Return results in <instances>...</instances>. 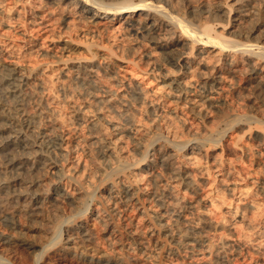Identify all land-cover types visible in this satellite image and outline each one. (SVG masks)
I'll return each instance as SVG.
<instances>
[{
    "label": "bare ground",
    "instance_id": "1",
    "mask_svg": "<svg viewBox=\"0 0 264 264\" xmlns=\"http://www.w3.org/2000/svg\"><path fill=\"white\" fill-rule=\"evenodd\" d=\"M5 2L0 0V208L7 206L10 227L15 233L27 235L31 229L24 224L27 221L34 226L31 231L42 232L38 220L48 215L49 229L57 231V236L65 233L59 238L54 254L91 255L101 264H149L148 258L154 252L156 255L167 250L193 251L196 244L207 246L198 254L204 263H209L208 255L215 249L210 243L211 234L221 230L231 234L221 242L231 256L245 258L251 252L264 250V224H251L243 209L227 206L223 213L226 215L216 218L211 215L209 205H214L213 200L206 194L208 191L202 192L209 179L206 175L209 160L202 162L199 157L207 141L201 131L192 129L191 139L184 141L179 137L181 134L173 131L176 129L170 134L167 127L171 142L158 144L151 152L150 146L143 142L149 130L162 132L163 120L180 110L201 118L207 125L214 120L208 108L216 110L225 121H236V116L222 106L225 101L221 90L237 76H242L244 89H263L264 30L257 25L255 30L239 33L237 27L228 26L230 20H238L246 12L244 2L237 5L222 0ZM59 4L66 6L65 14L76 9L96 33L107 34L106 44L80 41L66 34L58 41L57 49L50 47L53 42L45 41L51 26L50 9ZM223 18L227 22L223 23ZM67 20L68 17H63L64 22ZM117 28L130 31L144 42L141 58L151 64L148 69L138 66L137 41L123 47L122 54L115 51L118 42L109 33ZM257 30L258 38L252 39ZM237 37L242 40L239 42ZM52 66L58 69L54 79L48 74ZM151 76L160 83L155 90H149L140 78ZM75 92L82 96V101L70 99ZM140 108L152 117L151 124L135 119ZM132 134H136L134 149L146 155L143 162L135 159V152L127 147L130 143L125 145ZM238 142L232 145L238 154L235 153L239 157L247 155L246 144ZM82 152L88 160L82 157ZM253 154L260 156L256 163L264 168V138L263 150ZM204 155L209 157L207 153ZM211 163L216 175L226 171V162L216 159ZM64 178L74 186L73 190L66 188ZM99 183L102 186L95 191ZM231 183L229 191L234 193L237 186ZM260 188L264 193V176ZM94 197L97 201L91 206L87 199ZM62 199H67L75 210L85 206L82 215L87 216L78 221L67 220L63 229V221L58 223L56 212ZM246 205L245 202V208ZM90 220L102 226L111 246L98 247L94 255L88 252L89 245L97 242ZM238 223L253 230L255 238L244 235L241 228L238 230ZM218 240L219 237L214 242ZM0 241L14 247L19 242L28 253L44 247L41 241L42 245L36 240L16 241L1 235ZM2 260L0 256V264H4Z\"/></svg>",
    "mask_w": 264,
    "mask_h": 264
},
{
    "label": "rangeland",
    "instance_id": "2",
    "mask_svg": "<svg viewBox=\"0 0 264 264\" xmlns=\"http://www.w3.org/2000/svg\"><path fill=\"white\" fill-rule=\"evenodd\" d=\"M5 1H6L5 4H8V2L10 0H5ZM117 1H121V0H117ZM212 1H216V0H212ZM218 1H220V0H218ZM222 1H223L222 3L227 2V4L234 3L236 5L244 2L246 7H247L246 12H244L245 15L242 13L243 15H239L238 20H235V21L230 20V23H228V26H233L234 28L237 27L236 31L237 32L239 31V33H241V32L246 33L248 31L250 32L253 29L255 30L257 25L261 26V28H259V30H264V0H239V3L237 0H227V1L222 0ZM247 4H248V6H247ZM65 9H66V6H63L62 4H59L57 6L55 5L54 7H52L50 9V10H52V11H50L51 12L50 13V19H51L50 25L51 26L49 28L50 32L48 31V33H47L49 35L45 39L47 44L53 42L50 47L54 46L53 49L54 50L57 49L56 45H59L58 41L62 37H67L66 34L68 36L74 35L72 37H74L76 39H80V41H89V42L95 41L96 43L106 44L105 42H107V41H105V39L107 40V37H106L107 34L104 35L102 32L101 33L103 35L100 32L96 33L97 31L95 30V28L89 27L90 25L82 19L81 15H79L77 13L76 9L72 8L71 13L69 12L68 14H65ZM76 16H80V17H76ZM63 17H68L67 23L63 21ZM239 20L242 21L243 25L241 24V22ZM220 21H221V19H220ZM237 21H238V23H237ZM222 22L225 23L227 21L226 20L224 21V18H223ZM238 25H239L241 30H243L244 28H246V30L244 29L243 30L244 32L241 31L238 28ZM90 30L92 32H89ZM259 30L254 31V33L252 34L253 36L251 37L252 39L254 38V36H256V38H254V39L258 38ZM129 33H131V32L128 30H125V29L122 30L121 29V31H120V28L119 29L117 28L113 32H111L112 35L114 34L113 37H116L115 39L112 38L111 37L112 35L109 33L110 38L117 41L118 43L117 42L116 43L118 44V46L120 44L119 47L115 46V51L116 52L118 51L119 54H122V52L126 48V46H128L130 43H133L134 41L135 42L137 41L136 50L137 49L138 50L136 52L140 51L137 53V55L140 56V57L137 56L138 57L137 58L138 66H140L141 68H145L147 66V68H145V69H148L151 64L148 65L149 63H146V61L143 60L145 58H141V57H143L141 55V53L143 54V51L145 49V47L143 45L144 42L138 40L135 35H132V33L131 34H129ZM92 34H93V36H91ZM98 34H99V36H98ZM102 36H104V38H102ZM118 38H120V39H118ZM130 38L133 40L132 42H131ZM237 38L239 39V40L237 39L239 42L242 40L239 37H237ZM100 39H102V40H100ZM140 42H142V43H140ZM123 47H125V48H123ZM142 47H144V49ZM117 48H119V49L117 50ZM139 48H141L143 50H141ZM139 60H140V63H139ZM144 62L146 64H144ZM141 63H143V64H141ZM56 68L57 67L52 66L48 70L49 78L54 79L57 77L58 69H56ZM140 78H141V81L143 82V84L145 86H148L147 88L149 90L157 89L156 87L158 84L160 86L159 81L153 80L152 76L150 78L148 77L147 79H143V77H140ZM241 79H242V76H239V77L237 76L236 78H234V81L231 82L230 86L227 85V87L224 88V90H221L222 91L221 97L225 101L222 106L225 107L224 109L228 108L227 112L229 111L230 113H232L236 116V121H234V122L229 121L230 122L229 123L228 121L223 120L219 116V113L216 110H214L213 108H211V109L208 108V113L210 112L209 114L211 115V117H213L214 120H213V123L211 122L212 125H211V123L207 125L201 118L193 116L191 113H189L186 110H183V111L180 110L177 114H173V115L171 114L169 118H167L166 120H163L164 122H162V124H164V125H162V127H163L162 132L156 131L155 129L149 130L148 134L145 135V137H146L145 139H147V140H144V138H143V142L145 141L146 144L148 145V147L150 146V148H148V149L151 152L152 148L156 147L158 144H162V143L163 144L164 143L169 144V142H171V135L170 134L173 133L172 132L173 129H176V130H173L176 134L177 133L181 134L180 136H179V134H177V135L180 137L181 140H184V141L191 139L190 132L192 129H196V130L201 131L200 132L201 136L204 138V140H207L209 142L208 143L207 141H204L203 152H201L199 154V157L201 156L200 160L202 162H204L205 160H209V167L206 170V173H207L206 175L208 176L209 179L207 180V184H206L207 186H205L206 188H204V190L202 192L206 193L208 191L209 194H208V192L206 194L209 195V198L211 197L210 198L211 200H213L214 205L213 206L209 205V208L210 207L212 208L211 215L215 218H216V216L220 217V216L226 215V214L223 215V213L225 212V208L227 206H230L234 210L236 209L238 211L243 209L247 219L250 220V222L252 221L251 224L256 226L257 224H262V223L264 224V193L262 192V190L260 188L261 180L264 176V168H260L259 165H257V163H256L257 158L260 157V156H257L259 153L257 155L253 154L254 152H257V151L260 152L263 150L264 86L261 87L263 89L260 88L261 90H255L254 91L252 89V91H249V89L243 88L244 80L243 79L241 80ZM69 97H70V99L72 98L73 100H76V101H82V96L78 95L76 92L74 93L73 96H69ZM231 104H232V106H231ZM61 109L65 113L66 107L63 106V107H61ZM233 110H235V111H233ZM135 115H136L135 119L136 120L138 119L143 124L144 123L151 124V122H152V119H151L152 117L145 111L144 108H140L139 110H137ZM245 118H246V120H245ZM120 119H122V118L120 117ZM219 119H220V121H218ZM245 124H246V126H245ZM259 125H260V127H258ZM164 127H166V128L164 129ZM167 127L168 128L170 127V130ZM243 127H244V131H243ZM188 128H189V130H188ZM177 130L178 131L180 130V131L178 132ZM259 130H261L260 131L261 133L259 132ZM166 131H167V133H166ZM208 132H210L211 134H209ZM225 132H226V134H223ZM205 133H206V135H205ZM220 133H222V134H220ZM167 134H168V136H167ZM132 135H134V136H132ZM132 135H131L132 139L129 137H127V139L125 138L126 140L124 139L125 145L130 143V146L129 145L128 146L126 145V146L129 149L131 148L130 149L131 152L132 151L135 152V153L134 152H132V153H134L133 155L135 156L136 160H140V162H143V161H145L146 155H142L140 152H138L134 149L133 144H134V137L136 136V134H132ZM152 135H153V138H152ZM207 136L212 140L210 141V139ZM155 138H156V140H155ZM158 138H159V140L160 139L161 140L159 141ZM260 138H261V140H260ZM230 139H231V141H230ZM238 140H239V142H238ZM148 141H149V144H148ZM235 141H237L238 143H240L242 145L246 144L247 147L246 146H244V147H245V149L248 150V152L246 150L247 155H246V153L243 154L244 156L242 155L241 157H239V155H237L238 153L233 148V146H234L233 142H235ZM152 142H154V144ZM180 145H183V144L181 143V144H179V146ZM178 150H180V149H178ZM190 150H191V148H190ZM204 153H207V156H209V157H206L204 155ZM77 154L80 155L81 153H77ZM82 154H83L82 155L83 158H87L85 152H82ZM209 154H211V155H209ZM213 155L215 158L212 157ZM235 156H237L239 158H236ZM216 159H218V161H220V162H224V163L226 162L225 163L226 164V166H225L226 171H224V173H222L221 176L216 175L217 173L214 171L215 167L211 163L213 161L215 162ZM87 160H88V158H87ZM227 170L230 171L228 173V175L226 174L228 172ZM237 170H239V171H237ZM116 176L117 175L115 174V172H112V177L116 178ZM218 179H221V180H219L218 182L215 181ZM63 180L68 183L67 179L64 178ZM231 182H235L236 186H237L234 193H231V191H229V187H232ZM99 185L102 186V183L101 184L99 183L96 186L95 191L98 189ZM65 186H66V188L68 186L69 190H73V187H74L72 184L70 186L69 183L66 184ZM217 186H219V187L222 186V187L217 189ZM241 192H243V193H241ZM96 198L97 197H94L93 199H90V200L87 199L90 202V203L89 202H87V203L90 204L91 206H94V204L97 201ZM245 202L248 204V206L246 205L247 208H245ZM251 204H253V205H251ZM84 208H85V206L79 208L81 210L76 209L79 211L78 212L74 209L73 205L68 202L67 199H62V201L60 202V204L57 207L58 211H56L59 214L58 215L59 219H57V220H59L58 223L61 224L63 221L62 224H63V229H64L67 220L78 221L79 218L80 219L84 218L85 216H87L86 214L82 215V210ZM211 208H210V210H211ZM7 209L8 208L6 205H4V206L1 205V208H0V235H1V237L8 236L10 238L15 239L16 241H19L22 239H27V241H32V240H36L38 242L41 241L43 243L44 247H40V246L37 247L34 250V252L36 251L37 253L36 252L35 253L34 252L28 253L29 250L26 251V250L22 249V247H20V245H18L19 242H17L18 244L16 243V246L14 247V246H9L7 244H4L0 241V253H1L0 256H2V259H3L2 261L4 262V264H101L98 262V259H96L94 256L92 257L91 255L80 257L78 255L76 256L75 254L63 255L64 253H62V252H61V254H58V255L54 254V251L59 246V242H60L59 238L64 236L65 233H60V235L57 236V234H58L57 231H52L49 229L51 222H48L46 220L47 219L46 217L48 215L44 216L45 220L44 219L40 220L41 218H39V220H38L39 223H37V224L40 225V223H41L42 226L41 225L40 226L42 227L41 228L42 232L36 233L35 231H31V229L34 228V226H31L30 222L27 221V223L24 222V224L25 225L27 224V228H31L27 232V235L23 236V235H19V234L15 233L14 230L10 227L11 219L8 215V212H6ZM77 212H78V214H77ZM71 218H73V219H71ZM43 225H44V227H43ZM45 225L47 228L45 227ZM90 225L93 228L94 235H96L95 240H97V242L93 244L94 246L89 245L90 248H89L88 252L90 254L94 255L95 253H97L98 247L109 249L111 246L108 245L109 240L104 237L106 234H105V231L103 230L102 226L96 224L93 220H90ZM247 227L248 226L244 225L243 223H238V230L241 228L240 231L242 233L245 232L244 235L245 234L247 236L251 235L252 237H249V236L248 237L249 238H255L253 235V230H251L249 227L248 228ZM249 229H250V232L246 233V231L247 230L249 231ZM242 230H244V231H242ZM221 231H217L214 234H211L212 239H211L210 243L213 244V246H215V247H213V249L214 248L215 249L211 253L213 256L211 254L208 255L207 260L211 261L209 263H204L203 262L204 260L200 259L201 256L198 254L199 251L200 250L205 251L204 249L207 248V246L205 247V245L203 246L201 244H196L195 245L196 247L194 248L195 250H193V251H190V249H188L189 251L181 249L177 253H171L170 251L167 250L166 252H162L161 254H156V255L154 252L153 256L152 255L149 256L151 258H148V261L150 263H156L157 262V264H162V263L166 264L167 262H169L167 264H170V263L171 264H220V263L221 264H238V263H240V264H243V263L244 264H264V250H262L260 253L251 252L245 258H242V256L236 257V256H233V254L231 256V253L229 252V250L222 248L223 246L221 243L224 238L230 237L231 234H230V232H227V231H222V232ZM53 234H55V236ZM217 234H219V236ZM224 235H226V236H224ZM218 237H219L218 241H220V242L215 243V242H217ZM49 240H51V241H49ZM41 242H39V243H41ZM48 242H49V244H48ZM42 243H41V245H42ZM56 245H57V247H56ZM217 245L220 247L222 246V247L218 248ZM41 249L44 251L42 254H41V252H42ZM183 251L186 255L183 253ZM220 251H222V252H220ZM225 252L228 253V255L225 254ZM166 253H168V254H166ZM154 255L157 257L155 258ZM175 255H176V257H175ZM35 256H36V258H35ZM184 256H187V257H184ZM221 257H223V258H221ZM231 257H233V258H231Z\"/></svg>",
    "mask_w": 264,
    "mask_h": 264
}]
</instances>
